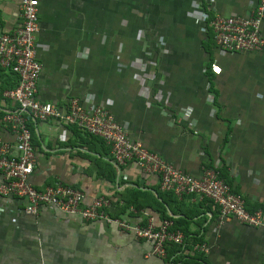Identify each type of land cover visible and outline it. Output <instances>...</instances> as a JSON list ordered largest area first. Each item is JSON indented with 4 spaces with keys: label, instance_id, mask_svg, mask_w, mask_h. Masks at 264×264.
Masks as SVG:
<instances>
[{
    "label": "crops",
    "instance_id": "0c3cea01",
    "mask_svg": "<svg viewBox=\"0 0 264 264\" xmlns=\"http://www.w3.org/2000/svg\"><path fill=\"white\" fill-rule=\"evenodd\" d=\"M257 2L39 0L37 97L63 111L74 97L104 106L132 141L176 168L201 176L206 168L225 167L247 208L264 210V49L222 52L201 19L209 7L237 15ZM22 21L21 0H0V32L12 33ZM16 84L17 76L0 65V139L10 144L16 135L4 115L16 104L3 93ZM28 121L37 188L72 185L83 191V205L105 196L107 212L133 224L158 226L171 219L163 218L164 209L174 228L206 244L205 264H264V227L220 222L211 200L162 190L158 173L135 161L115 164L110 145L84 140L75 126L54 118ZM153 196L163 207L151 206ZM25 205L0 193V264H171L185 257L182 249L173 252L176 245L167 258L148 256L152 243L133 232L53 205L30 215ZM197 244L187 243V257Z\"/></svg>",
    "mask_w": 264,
    "mask_h": 264
},
{
    "label": "built area",
    "instance_id": "2783aa9c",
    "mask_svg": "<svg viewBox=\"0 0 264 264\" xmlns=\"http://www.w3.org/2000/svg\"><path fill=\"white\" fill-rule=\"evenodd\" d=\"M21 15L22 24L14 32H0V65L18 77V85L3 93L16 104L14 110H8L4 115V122L15 133L16 141L10 144L0 139V170L5 178L0 185L2 195L16 196L26 201L24 211L30 215H37L42 205H53L64 213L77 214L86 221L102 220L133 232L138 238L152 243L148 256L167 258L168 248L173 245L179 246L185 255L189 253L186 236L174 228L172 219H165L158 226L152 221L146 225L133 224L121 217L111 216L106 210L110 202L105 196L83 205V191L72 185L57 181L44 189L37 188L31 180L37 157L28 120L54 118L101 137L110 145L115 164L120 166L135 161L145 172L158 173L162 190L179 197L193 193L200 200H211L219 208L220 222L236 219L249 226L264 227V210L250 211L244 196L220 178L218 171L206 168L201 176H194L176 168L142 142L132 141L106 107L87 105L74 97L69 100L68 110L63 111L50 102L40 101L37 93L42 63L36 44V35L40 30L39 0H21ZM201 19L205 23V31H208L207 25L213 30L217 48L222 52H258L264 49V0H258L246 14L223 15L214 13L209 7L203 11ZM213 66L218 71L216 62ZM195 249L207 252L206 244H197ZM175 259L171 258L170 263L186 264Z\"/></svg>",
    "mask_w": 264,
    "mask_h": 264
},
{
    "label": "trees",
    "instance_id": "16d2710c",
    "mask_svg": "<svg viewBox=\"0 0 264 264\" xmlns=\"http://www.w3.org/2000/svg\"><path fill=\"white\" fill-rule=\"evenodd\" d=\"M11 73H13V72H11ZM13 74L16 75L15 73H13ZM17 85H18V77H17V84L14 87H16ZM14 87H12V88H14ZM75 128H76L75 129L76 134L78 136H80L81 138H83L84 140H87L88 142L92 141L93 144H98V143L100 145H104L105 144V141L101 137L92 135V134L87 133V132H83L77 127H75ZM32 143H33V140H32ZM218 173H219V177L220 178L224 179L227 183H229L231 185V180L228 179L227 169L225 167L222 168ZM114 175H115V172H114V174L112 176H114ZM231 187H232V185H231ZM232 189L234 191H236L233 187H232ZM168 193H171V192H168ZM150 198L152 200L151 206L157 207L158 205H160V206L163 207V203H160L157 198H155L154 196L150 197ZM137 202L138 201H136L134 204H136V206L138 208H141L143 205H145V203L137 204ZM149 203H151V202H149ZM162 215H163L164 219L165 218H171L172 219V217L169 214H167L166 210H164V209H163ZM185 236H186V242L189 243V245H191V243H196V242H200L201 244H203V240L202 239H199V238L189 239L191 237L187 236L186 233H185ZM179 249H180V247L177 246V248L173 252H176ZM185 256H188V255H185ZM177 258L175 259L176 261L181 260V261L185 262L186 264H205V262H206V260H205V252H201V251H197V253H195V255L190 256V257H181L179 255Z\"/></svg>",
    "mask_w": 264,
    "mask_h": 264
}]
</instances>
